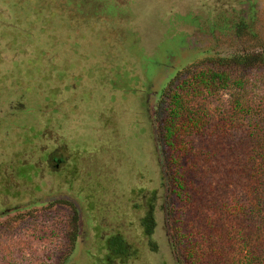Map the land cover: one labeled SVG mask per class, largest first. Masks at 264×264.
I'll list each match as a JSON object with an SVG mask.
<instances>
[{
	"label": "rangeland",
	"instance_id": "rangeland-1",
	"mask_svg": "<svg viewBox=\"0 0 264 264\" xmlns=\"http://www.w3.org/2000/svg\"><path fill=\"white\" fill-rule=\"evenodd\" d=\"M116 237V264H264V0H0V264Z\"/></svg>",
	"mask_w": 264,
	"mask_h": 264
},
{
	"label": "trees",
	"instance_id": "trees-1",
	"mask_svg": "<svg viewBox=\"0 0 264 264\" xmlns=\"http://www.w3.org/2000/svg\"><path fill=\"white\" fill-rule=\"evenodd\" d=\"M240 64V63H239ZM236 65L238 63L236 62ZM217 69L213 67L204 66L197 70H194L189 74L186 80L182 81V85H178L173 92L170 93V103L172 105V109L170 110V122L167 126H165L166 137L168 138L173 133V119H176L179 116V111L181 109L182 97L180 96V91L184 89V85L190 86L192 84H202L204 86H209L215 82H219L220 85H225L228 83V74L226 73L224 66H220ZM160 168L161 165H160ZM142 227L144 229V233L146 236L152 235L155 222L153 217V211H148L147 215L141 220ZM121 246H124V242L121 237H116L113 239L111 245L108 247L109 255L114 256L113 264L120 257L119 255L123 254V249ZM105 260V259H103ZM112 263V261H111Z\"/></svg>",
	"mask_w": 264,
	"mask_h": 264
}]
</instances>
